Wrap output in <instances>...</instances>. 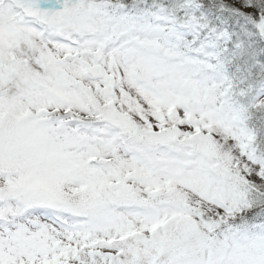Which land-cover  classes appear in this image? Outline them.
<instances>
[{
    "label": "snow or ice",
    "instance_id": "6c2138e0",
    "mask_svg": "<svg viewBox=\"0 0 264 264\" xmlns=\"http://www.w3.org/2000/svg\"><path fill=\"white\" fill-rule=\"evenodd\" d=\"M0 264H264V0H0Z\"/></svg>",
    "mask_w": 264,
    "mask_h": 264
}]
</instances>
